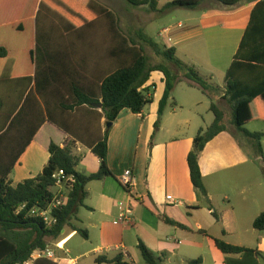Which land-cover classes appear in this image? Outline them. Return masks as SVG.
Returning <instances> with one entry per match:
<instances>
[{
    "label": "crops",
    "instance_id": "obj_1",
    "mask_svg": "<svg viewBox=\"0 0 264 264\" xmlns=\"http://www.w3.org/2000/svg\"><path fill=\"white\" fill-rule=\"evenodd\" d=\"M61 1L63 5L67 4L68 8L65 14L58 16L54 0H0V31L7 29L20 39L24 38L28 41L35 39L40 42V57L43 60L39 67L40 71L48 74L55 73L60 77L56 82L51 81V88L65 90L68 89L65 85L76 83L97 92L102 81L123 64L133 60L135 51L130 40L141 45L140 41L130 38L129 32L121 23L119 11L124 12V10L120 8V3L125 0ZM261 1L264 0L242 3L228 9H224V6L218 3L213 7L201 6L198 9L208 10L199 17L202 27L190 25L185 27L179 23L177 28L180 31L172 34L170 28H165L160 33V37L166 34L165 37L171 47L176 50V56L179 55L177 48L183 44L193 43L186 49V57L194 58L186 59L185 63L196 69L198 67L199 70L206 68L205 75L201 76L200 71L198 74L210 84L224 89L226 73L241 47L251 22L252 12ZM106 6L116 12L109 10ZM24 28L26 31L22 32ZM137 36L139 37L140 34ZM7 39L6 36L0 35V46L8 45L9 47ZM56 39L59 40L57 41L59 44ZM139 40L142 39L139 37ZM24 51L19 63L15 64L16 73L26 71L30 63ZM193 59L200 62L199 64L203 62L204 67L201 64L200 68L198 62ZM156 73L159 72L153 73L146 85L155 86L152 103L142 114L123 110L110 127L108 166L113 176L103 181H93L86 187L87 200L96 199V203L98 202L101 206V214L104 218L103 220L90 219L89 224L92 229L100 231L96 235L98 244L93 249L96 253L95 264H97V258L106 257L112 260L121 253L125 257L124 261L135 264L136 258L132 251L138 248L140 241L156 256L169 261L180 256L181 248L185 245L193 250L198 249L199 246L202 247L193 239L197 235L208 237L216 247L214 238H220L217 233L210 234V230L218 221L212 215L210 205L213 206L214 211L217 213L218 211L210 194L207 176L222 183L229 177L221 176V174L229 175L227 172L234 169H238L235 178L242 177L243 181L239 182L240 186L232 193L233 195L224 193L226 204L222 205L221 213H218L219 224L225 226L226 221H229L235 230L240 232V227L244 229L251 223L254 231H259L255 229L254 222L264 213V139L261 144L263 150L261 155L254 146V141L231 125L232 118L229 121L226 114L227 131L208 143L200 155V168L207 188V196L210 195L209 200L200 197L191 181L188 155L198 132L201 129H207L215 119L211 111L212 100L199 89L198 85L191 84L186 79L188 90H190L187 91L188 95L183 96V101L171 96L165 113L160 118V101L165 94L166 85L161 73L158 76L160 83L156 82L154 79ZM216 74L219 75L220 84L213 83ZM224 96V93H220L214 98V102L222 110H224V104L231 109ZM51 104L59 117L68 120L70 131L65 134L54 124L46 122L15 164L9 177L12 186L27 179H33L43 171L50 159L48 148L51 141L57 145H63L69 138L76 140L74 154L83 160V153L90 152L88 147L92 141L102 137L108 129V124L102 117V109L96 106L93 109L82 107L74 112L62 114L55 101H51ZM185 108L189 109L187 117L179 113ZM203 108L206 113L210 111L212 116L210 114L204 116L201 111ZM230 112L232 116V110ZM159 118L160 124L156 128ZM245 130L250 133L264 132V122L250 123L245 126ZM239 135H242L245 141L238 140ZM246 148L255 149V155L246 154ZM38 157H40L39 163H37ZM219 163H224L225 166L221 168ZM250 164L256 165V169L260 170L257 173L252 170L247 171L252 168ZM76 170L81 173L77 167ZM126 170H131L136 179V186L131 193L124 190L120 183V177ZM241 172L244 176H241ZM232 196L236 197L235 200ZM120 202L133 210L131 222L125 226L118 220L121 212ZM95 207L97 206L86 205V208L91 211H95L93 210L96 209ZM141 209L145 212L140 213ZM165 218L182 223L189 230L172 227L165 222ZM73 223L82 229L86 225L79 219L78 214ZM90 226L84 229L89 233L86 240L92 238ZM130 227H137L140 231L136 238H132V234L127 233L126 229ZM223 233L229 236L231 230L225 226ZM74 235L78 234L69 233L60 243H57L55 248L59 254L58 259L46 260L56 261L58 264H76L79 258H84V255L75 259L69 257L71 251L66 249V246ZM255 241L254 247H246L241 243H235V245L264 253V236L260 234ZM59 246L63 249L57 248ZM138 250L139 248L137 252L140 251ZM183 257L182 264L195 261L188 256ZM201 259L202 264H205L206 259ZM214 259L215 264H261L263 262L254 254L225 255L218 249L214 252ZM35 264L38 263L35 261Z\"/></svg>",
    "mask_w": 264,
    "mask_h": 264
},
{
    "label": "trees",
    "instance_id": "obj_2",
    "mask_svg": "<svg viewBox=\"0 0 264 264\" xmlns=\"http://www.w3.org/2000/svg\"><path fill=\"white\" fill-rule=\"evenodd\" d=\"M125 1L131 6H146L152 12L159 11L163 14L175 8L196 10L206 1L233 7L258 0H172L161 9H159L157 0ZM24 31L26 28L22 32ZM139 37L167 64L164 62V64H153L144 47L130 40L135 51L133 60L123 64L102 81L97 92L76 83L65 85L68 86L65 90L51 88V81L56 82L60 77L55 73L48 74L40 71L39 67L43 60L40 57V42L35 39L27 43L24 51L30 58L28 60L31 63L30 70L17 73L11 79H0V86H8V89L0 92V264L28 263L36 250L47 248V238L58 240L67 228H70V234L75 232L87 239L88 231L73 223L78 211L86 207L85 202L88 198L86 187L93 181H103L113 176L108 166L110 135V128H108L102 137L93 140L88 147L90 152L100 160L98 172L91 175L77 172L76 167L82 159L74 154L76 140L69 138L63 145H57L51 141L48 148L50 159L43 171L33 179H27L12 186L9 177L15 164L46 122L54 124L65 134L70 131L68 120L55 113L51 101H55L62 114L74 112L82 107L93 109L96 104L102 103V117L105 118L107 124H110L116 121L123 110L126 109L133 114H142L145 108L152 103L155 86L146 85L155 72L163 74L166 85L165 94L160 101V118L164 115L168 101L175 92L181 77L189 80L191 84L198 85L199 89L212 100L211 111L215 115L212 124L206 130L199 131L188 155L191 181L200 197L207 196V188L200 168V155L208 143L227 131L226 112L214 102V98L220 93H224V99L231 107V125L252 139L258 152L263 155L261 144L264 132L250 133L245 130V126L253 122H264V1L257 3L252 12L251 22L241 47L226 73L224 89L210 84L198 74L194 66L177 58L174 47H161L150 37L143 35ZM11 56L12 52L9 47L1 45L0 60H9ZM172 65L177 72H174ZM160 118L155 125L156 128L159 127ZM60 170L67 174H74L77 181L69 193L67 204L55 214L58 223L53 227H48L40 219L28 216V212L35 207L45 208L51 202L50 187L55 186L54 176ZM24 204H27V207L20 210ZM210 210L213 211L212 215L219 223L220 218L212 205H210ZM165 222L172 227L189 230L186 225L170 218H165ZM254 227L259 231L264 230V213L256 218ZM214 243L217 249L225 255L254 254L264 264V253L259 250L232 245L217 238H214ZM138 248L146 264L163 263V258L156 256L143 242H139ZM124 260L125 257L121 253L112 260L106 257L97 258L96 263L132 264ZM202 262L200 258L188 261L186 264H202Z\"/></svg>",
    "mask_w": 264,
    "mask_h": 264
},
{
    "label": "rangeland",
    "instance_id": "obj_3",
    "mask_svg": "<svg viewBox=\"0 0 264 264\" xmlns=\"http://www.w3.org/2000/svg\"><path fill=\"white\" fill-rule=\"evenodd\" d=\"M159 5V9H161L163 6H165L167 3L171 2L172 0H157ZM54 3L56 5L57 8V15H63L65 14V12H67V4L63 5L61 0H54ZM219 5H222L220 3H218ZM203 7H213V6H217V3L215 2H210V1H206L203 3L202 5ZM224 6V5H222ZM106 8H108L111 11L116 12L115 10H113L112 8L106 6ZM120 8L122 10H124V12H122L121 10L119 11V15L121 17L122 20V25L124 26L125 30L128 31V35L130 36V38L132 39H136L138 41H140V44L144 47L147 55L151 58L153 64H164L166 63L165 60L163 58H161V56L159 54H157L156 52H154L151 47L146 44L144 41L139 40V37L137 36V34L143 35V36H147L150 37L155 43L159 44L161 47L167 46V47H171V44L168 42L166 34H163V37H160V33L163 31V29L165 28H170V31L173 33L180 31L177 26L179 23H182L183 26H196V27H202V23H200L199 21V17H202V14L204 11H208L207 9L205 10H187V9H172L169 11L164 12L163 14L161 12H152V10H150L149 8L146 7H134L129 5V3L122 1L120 3ZM228 9V7L224 6V9ZM129 13H128V12ZM135 34V35H134ZM0 35L6 36L8 39L6 40L9 44V50L12 52V56L11 59L6 60V61H2L0 60V79L3 78H8L10 79L11 77L15 76L16 73V65L19 63L20 59H21V54H24L23 51L24 49L27 47V43H29L28 40L26 39H20L18 38L16 35H14L13 33H11L9 30L7 29H3L0 31ZM133 35V36H132ZM30 37V34L28 35V38ZM59 41L56 39V42ZM57 44H59L57 42ZM56 44V45H57ZM193 43L191 44H183L182 46H180L178 51H179V55H177V58H179L181 61H183L185 63L186 59L191 60V58L194 57H186V49L191 46ZM8 46V45H7ZM184 47V49H183ZM180 48H182L180 50ZM26 53V52H25ZM28 60L30 59L29 56ZM196 60V59H193ZM164 62V63H163ZM196 62H198L196 60ZM200 62H198V66L200 65L201 68V64L204 67V63L202 62L201 64H199ZM16 64V65H15ZM167 64V63H166ZM188 64V63H187ZM31 67V63H28V67L27 70H30ZM172 69H174V72H177V70L174 68V66L172 65ZM198 69V67H197ZM34 71V69H32ZM200 71V75L203 76L205 75L204 73L207 72L206 68H202V70ZM160 74L156 73L154 75V79L156 80V82L159 84V79L158 76ZM219 75L216 74L215 76V80L213 81V83L215 84H220V80H219ZM186 79L184 77H181V80L179 82V87L177 92L173 93L172 96L173 97H177L180 101H183V96L188 95L187 91L188 90V86L186 84ZM34 85V82H33ZM8 89L7 85H3L0 86V92L4 91ZM1 94V93H0ZM201 94V93H200ZM175 102V101H174ZM208 102V101H206ZM211 102V101H210ZM208 104V103H206ZM209 106V105H207ZM223 108L226 112V114L228 115V120L230 121L232 116L230 115V108L227 105H223ZM202 113L204 116L210 114V116H212L210 113V111L208 113H206L205 109L203 108ZM182 116L187 117L188 113H189V109H184L181 112H179ZM215 116V115H214ZM212 118V117H211ZM206 127V126H205ZM206 130V129H204ZM199 133V132H198ZM198 135V134H197ZM238 140L240 141H245L244 137L242 135H239ZM238 142V141H236ZM234 145V144H233ZM247 149V148H246ZM255 153V149L254 150H246V154H254ZM84 159L78 164L77 169L78 171H80L82 174L85 175H91L94 174L96 172H98L99 170V160L93 155L91 154L89 151H84ZM255 155V154H254ZM40 162V157L37 158V163ZM219 166L222 168V166H225L224 163H219ZM250 166L252 168L247 169V171L251 172L255 171V173H257L260 169H256L257 166L256 165H252L250 164ZM243 168V167H242ZM231 172H227L229 175L226 174H221V176H228L229 179L223 181L222 183L216 182L214 180V178H212L211 176H207V183L209 185L210 188V194L212 195L213 199H214V203L215 205H217V207L215 206V208L217 209L218 213H221V208L223 204H226V201H224V193L227 194H232L234 191H236V188H238L240 186L239 182L243 181V178L241 177L240 179L235 178V173L238 171V169H234V170H230ZM243 175V173L241 172V176ZM244 176V175H243ZM219 177V176H218ZM217 177V178H218ZM14 181H18L16 178H12ZM233 195V194H232ZM209 196H206V200H209ZM233 197V196H232ZM235 200V196L233 197ZM86 205L88 207L90 206H97L95 207L96 209H93L95 211H91L88 208H82L79 213H78V217L82 222H85V226H83L84 229H87L88 226H90V219L93 220H103V216L101 214V206L100 204L97 202L96 203V199L93 198L92 199H88L86 201ZM141 212H145V210L141 209ZM74 221V220H73ZM225 226H227V228H229L231 230V234L229 236H225L223 235L224 231H225ZM225 226L217 223L215 225L214 228H212L210 230V234H214L217 233V235L219 236L220 239L224 240L225 242L229 243V244H234L235 243H241L242 245L246 246V247H254V245L256 244V239L258 238V236L261 234L262 236H264V230L263 231H254L252 224L250 223L247 227H244V229L240 227V232H242V234L235 230V227L231 225V223L229 221H226ZM90 229L92 230V238L90 240H86L84 237H82L81 235H74V237L71 238V240L69 241L68 245L66 246V249H70L71 253L69 254L70 259H75L78 258L81 255H84V258H79L77 260L76 264H95L94 263V259H95V254L93 252V249L97 246L98 244V240L96 239V235L98 233H100L99 229H92L90 226ZM120 228L118 227V230ZM127 233L132 234V238L136 236H138L140 234V231H138L137 227H130L129 229H126ZM244 231V233H243ZM70 233V228H67L66 231H64V233L62 234V236L58 239V240H52L51 238H47L46 242H47V247H50L51 249H55L57 243L59 241H61L62 239H64L65 237H67V235ZM194 241L200 243L202 245V247L199 246L198 249L193 250V249H189L186 245L183 246L181 248V254L178 257L173 258V260L169 261L168 259H165L163 261L162 264H182L183 261V256H188L189 258H193L194 260H198L199 258H205L206 262L205 264H215V259H214V252L216 249V247H214L213 242L211 241V239H209L208 237L204 236V235H197L195 238H193ZM132 247H130L131 249ZM137 249L135 251H132V254L134 255V257L136 258V263L135 264H146L144 262V259L142 257V254L139 252H137ZM57 258H59V254H56ZM128 260V258H127ZM38 264H58V262L56 261H47L46 259L43 260H39L36 261ZM26 264H35V261H30ZM263 264V262L261 263Z\"/></svg>",
    "mask_w": 264,
    "mask_h": 264
},
{
    "label": "built area",
    "instance_id": "obj_4",
    "mask_svg": "<svg viewBox=\"0 0 264 264\" xmlns=\"http://www.w3.org/2000/svg\"><path fill=\"white\" fill-rule=\"evenodd\" d=\"M168 32V30L166 31ZM56 180L55 186L50 187V191L52 192L51 202L45 208L35 207L29 210L28 216L40 219L45 223L48 227H53L58 223V219L55 216L56 212L61 210L69 200V193L72 188L75 186L77 181L76 176L74 174H67L63 170L57 172L54 176ZM120 183L124 187L128 193H131L132 189L136 186V179L131 170H126L120 177ZM27 207V204H24L20 210H23ZM119 207L121 212L119 213V222L124 226L130 224L131 216L133 214V210L129 206H125L123 202L119 203ZM62 250V247H57ZM56 248L51 249L47 247L46 249H38L34 252L30 261H37L43 259H58L56 254ZM29 261V262H30Z\"/></svg>",
    "mask_w": 264,
    "mask_h": 264
},
{
    "label": "water",
    "instance_id": "obj_5",
    "mask_svg": "<svg viewBox=\"0 0 264 264\" xmlns=\"http://www.w3.org/2000/svg\"><path fill=\"white\" fill-rule=\"evenodd\" d=\"M95 106L100 108V109L103 108L102 103L96 104ZM111 126H112V123L108 124V128H110Z\"/></svg>",
    "mask_w": 264,
    "mask_h": 264
}]
</instances>
